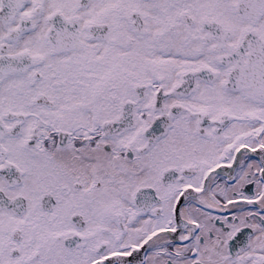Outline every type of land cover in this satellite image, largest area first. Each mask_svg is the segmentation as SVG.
<instances>
[{"label": "snow or ice", "instance_id": "6c2138e0", "mask_svg": "<svg viewBox=\"0 0 264 264\" xmlns=\"http://www.w3.org/2000/svg\"><path fill=\"white\" fill-rule=\"evenodd\" d=\"M0 264H264V0H0Z\"/></svg>", "mask_w": 264, "mask_h": 264}]
</instances>
